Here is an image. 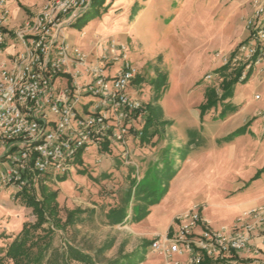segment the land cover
<instances>
[{
	"label": "rangeland",
	"instance_id": "rangeland-1",
	"mask_svg": "<svg viewBox=\"0 0 264 264\" xmlns=\"http://www.w3.org/2000/svg\"><path fill=\"white\" fill-rule=\"evenodd\" d=\"M49 1L19 0L20 9L17 4L12 16L20 22ZM93 8L77 21L86 20L84 25L65 32L86 52L95 53L98 42L113 40L127 47L138 71L129 91L144 107V119L136 122L128 138L129 156L122 155L120 145L111 151L92 147L83 155L84 164L68 175L41 178L32 187L36 199L41 198V184L58 191L63 221L69 210L82 211L75 225L54 231L49 256L72 245L91 255L94 264H167L152 245L193 208L211 222L210 227L204 220L202 227L216 232L227 227L230 230L224 231L230 233L245 213L264 217V75L256 70L237 82L232 96L201 116L207 87L220 83L223 58L249 36L251 0H108L103 9L89 14ZM121 64L115 60L111 66ZM93 100L85 97L82 104ZM228 105L233 108L223 113ZM151 109L152 123L141 142L136 129H143ZM63 176L65 180L58 181ZM14 192L0 185V258L23 223L36 220L32 208L13 199ZM149 201L159 203L151 206L147 218L134 222L140 206L148 209ZM115 205L123 207L126 216L122 223L110 225L109 210ZM256 240L261 241L254 238L249 250L254 256L236 254L225 264H264ZM175 260L188 263L186 257Z\"/></svg>",
	"mask_w": 264,
	"mask_h": 264
},
{
	"label": "built area",
	"instance_id": "built-area-1",
	"mask_svg": "<svg viewBox=\"0 0 264 264\" xmlns=\"http://www.w3.org/2000/svg\"><path fill=\"white\" fill-rule=\"evenodd\" d=\"M93 1L50 0L13 29L15 0H0V185L15 191L13 199L43 177L68 175L92 147L101 150L108 143L120 145L124 157L131 152L128 138L145 111L129 91L138 71L127 47L113 40L86 52L65 32ZM251 2L249 36L223 58L229 70H241L240 81L256 70L264 75V0ZM115 60L122 61L117 69L111 66ZM85 97L94 100L82 104ZM136 130L141 136V128ZM203 222L199 210L191 209L176 219L171 233L155 240L153 252L167 264H181L176 257L200 264L205 257L220 262L249 251L256 237L264 242L258 213H245L230 233L203 228Z\"/></svg>",
	"mask_w": 264,
	"mask_h": 264
},
{
	"label": "trees",
	"instance_id": "trees-1",
	"mask_svg": "<svg viewBox=\"0 0 264 264\" xmlns=\"http://www.w3.org/2000/svg\"><path fill=\"white\" fill-rule=\"evenodd\" d=\"M106 1L108 0H94L92 3L94 8L89 14H94L98 10L103 9V5ZM85 23L86 20H84V22H77L75 25L82 26ZM219 74L222 75L219 79L220 83L218 80L217 82L215 81L214 85L207 87L205 91L206 102L201 105V116L207 111L217 107L218 104L223 102L226 98L232 96L235 85L237 82H240L241 70L229 71V67L224 66L220 68ZM137 80L138 79L135 81ZM246 80L247 79L243 81ZM217 89H221L220 93ZM231 108H233L231 105L226 106L223 113ZM153 114L154 111L151 109L150 118L148 117L145 120L143 129H141L142 135H136V137H140L141 142L146 141L152 123L151 118ZM243 131L244 129H240L238 132ZM108 149L111 151L113 147L109 146L108 143H104L101 150L107 151ZM78 160L79 163H84L83 157H80ZM176 174L177 171L172 172L168 177V182L172 181ZM49 177H53V175H48V178ZM46 178L47 177H43V179ZM57 178L58 181H62L65 180L66 176ZM167 191L168 189L166 188L164 196ZM131 192L132 191H129L130 194L128 193L129 198ZM39 195L41 198L36 199L37 195L34 188L25 189L15 195L14 200H19L23 202L24 206L32 208L36 220L34 222L26 221L23 223L21 231L14 235L11 243L7 246L5 254L0 258V264H94L91 255L72 245L68 248V251H59L60 253H57V256L55 257L51 255L49 256V250L53 247L54 231L65 230L68 226L75 225L80 219L79 214L82 211L79 209L69 210L65 221H63L59 217L58 191H52L46 184H41L39 186ZM142 199L144 200L145 198L141 197V200ZM148 203V209L140 206L138 214L134 217V222L137 223L147 218L151 212V206L159 202L149 201ZM125 216L126 210L123 207L115 205L109 210V224L118 225L124 221ZM169 232H172V227H170ZM225 262L226 261H214L205 257L200 264H225Z\"/></svg>",
	"mask_w": 264,
	"mask_h": 264
},
{
	"label": "crops",
	"instance_id": "crops-1",
	"mask_svg": "<svg viewBox=\"0 0 264 264\" xmlns=\"http://www.w3.org/2000/svg\"><path fill=\"white\" fill-rule=\"evenodd\" d=\"M15 4V5H14ZM14 4H13V9H14V11H17V8L19 7V9H20V4H19V0H15V2H14ZM17 4H18V7H17ZM41 11V10H40ZM39 11V12H40ZM39 12H37V13H39ZM28 18V17H27ZM26 19V17H24L23 19H22V21H20V22H18L16 19H14L13 18V16H12V20H11V24H10V26L13 28V29H16V28H19V26H21L22 25V23L24 22V20ZM84 35H86L87 33L86 32H84L83 33ZM94 39H95V36H93L92 37V39H91V41L89 42V46L91 47V45L93 44V41H94ZM69 41H70V43L72 44V45H75L74 44V42L72 43L71 42V40H70V37H69ZM11 44H12V42H10ZM80 48V47H79ZM12 49H10L9 48V51H11ZM85 51V50H84ZM90 150V149H89ZM88 150V151H89ZM96 150H98V149H96ZM99 151V150H98ZM131 151V150H130ZM132 152V151H131ZM100 153H103V152H101L100 151ZM84 164V163H83ZM204 220L205 221H207L208 223H209V226L211 225V222H210V220H206L205 218H204ZM211 227V226H210ZM225 229H227V230H230V229H228L227 227L226 228H223V230H225ZM232 230V229H231ZM261 243H262V241H259V240H256L255 242H254V244L258 247V248H260L261 250H263L264 251V246H263V244L261 245ZM241 256H246L247 258H250V256H254V254H252L250 251H244V252H242L241 254H240Z\"/></svg>",
	"mask_w": 264,
	"mask_h": 264
}]
</instances>
